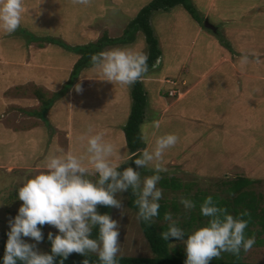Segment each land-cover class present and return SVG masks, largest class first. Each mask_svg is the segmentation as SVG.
<instances>
[{"label": "rangeland", "instance_id": "1", "mask_svg": "<svg viewBox=\"0 0 264 264\" xmlns=\"http://www.w3.org/2000/svg\"><path fill=\"white\" fill-rule=\"evenodd\" d=\"M150 1L23 0L20 26L12 33L0 29V77L8 78L0 80V91L14 79L19 85L0 93V129L6 133H0V254L4 252L3 241L10 231L9 221L23 203L18 199V189L27 179L47 171L44 168L47 156L65 157L70 150L75 155L82 146L86 150H78L76 156L87 168L84 178L93 183H98L99 173L91 164L90 156L82 154L89 153L91 136L100 135L102 143L118 144V149L105 157L115 167L128 160L130 154L123 126L131 107L129 84L106 80L93 65L82 70V78L74 81L80 86L79 91L88 93L85 102L75 103L74 107L69 105L60 113L61 105H67L68 100L60 98L54 102L51 96H57L55 92L61 90L60 96L67 90L65 85L78 59L75 47L95 43L104 33L111 39L121 37L128 23ZM189 2L195 18L181 6L153 12L149 18L160 57L141 77L147 100L140 126L142 140L145 150L150 152L155 149L159 136L174 133L178 140L164 151L160 160L139 166L152 174L138 173L135 187L141 194L145 178L157 174L156 164L160 165L161 179L157 187L162 196L158 202L166 200L178 208V212L170 213L168 221L175 222L182 230V236L171 245V249L181 252H186L188 236L211 221L199 215L198 208L204 199L207 196H212L213 202L227 199L223 182L239 176L254 180L250 189L263 196L264 204V0ZM228 21H232L227 23L232 30L244 31L246 36L241 38L247 41L257 38L261 43L256 50L260 54L257 69L242 73L219 63L223 58L244 55L238 52L236 42L224 37L223 27ZM48 39L60 41L62 45L49 44ZM115 48H132L147 54L140 31L131 43L107 46L102 52ZM42 64L46 66L44 70ZM66 66L68 71H64ZM53 68L57 73L52 72ZM43 74L50 79L43 85L46 90L36 84L37 77ZM88 76L92 78L88 80L89 90L83 89ZM179 86L183 92L191 88L183 98L181 91L175 89ZM175 91L177 96L173 95ZM34 93L42 97L44 104L54 102L47 116L38 118L43 129L28 133L31 126L28 118L24 121L26 132L14 134L2 129V125L11 127L2 121L13 120V112L18 108L19 113L26 108L28 117L38 115L35 111L41 110L43 102ZM22 94L31 100L30 105L21 101ZM60 100L61 104H57ZM154 121L159 122V127ZM167 182L178 184L179 189L164 186ZM114 198L120 202L119 207L110 206V218L117 222L119 233L116 256L151 257L138 215L127 206L126 190L117 191ZM183 199L193 201L195 206L185 207L181 203ZM40 227L41 242L30 237L22 239L35 244V250L46 253L51 249L48 233L53 237L60 233L48 224ZM259 238L263 243L253 244L250 250L244 251L243 261L264 264V235ZM89 252L99 255L98 251ZM223 253L219 256L224 257Z\"/></svg>", "mask_w": 264, "mask_h": 264}, {"label": "clouds", "instance_id": "2", "mask_svg": "<svg viewBox=\"0 0 264 264\" xmlns=\"http://www.w3.org/2000/svg\"><path fill=\"white\" fill-rule=\"evenodd\" d=\"M86 3L87 0H80ZM23 0H0V29L8 33L15 32L21 23ZM92 63L108 81L122 84H132L147 72V54L132 48H115L91 56ZM249 56L240 58L241 64H247ZM80 86L77 85V91ZM174 94L177 96L176 91ZM159 127V122H153ZM178 137L174 133L159 136L153 151L145 150L142 158H137L135 164L145 165L150 161L162 158L164 151L177 143ZM90 161L99 173L98 183L84 178L87 168L82 159L69 153L65 157L49 155L46 157L42 171L27 179L18 189V199L23 203L18 214L9 221L10 231L7 232L5 254L2 264H54V256L63 259L75 252L85 254L86 251H98L101 264H118L116 254L119 251L118 230L116 221L108 214H98L96 206L119 207V201L114 198L117 191L127 190L129 186L135 188L139 180L138 172L132 167L122 173L116 170L105 157L113 152L111 143H102L100 135H93L88 139ZM157 174L146 177L140 198L139 215L145 221L158 215L159 200L162 191L157 187L161 179V170L156 164ZM107 187H104L106 182ZM151 197V199H149ZM185 207H194V202L188 199L181 201ZM204 216L213 217L209 225L201 227L190 234L186 240L187 259L185 264H210L213 257H218L222 251L239 254L251 249L255 243L254 237H246L244 230L247 221L234 219L225 212L223 219L217 216L221 209L213 202L212 196H207L200 205ZM247 215V212L242 213ZM167 218V217H166ZM45 224L54 226L60 234L53 237L48 233L51 241V254L35 250L36 245L25 242L22 237H30L39 243L43 240L42 228ZM99 225V241L90 238L91 226ZM182 230L171 226L164 233V239L181 237ZM63 259L60 264H63ZM84 264H88L85 260Z\"/></svg>", "mask_w": 264, "mask_h": 264}, {"label": "trees", "instance_id": "3", "mask_svg": "<svg viewBox=\"0 0 264 264\" xmlns=\"http://www.w3.org/2000/svg\"><path fill=\"white\" fill-rule=\"evenodd\" d=\"M176 6H181L186 12H188L193 18H195V10L193 9L189 0H151L128 23L121 37L111 39L108 38L106 33H104L103 36L95 43L75 47L74 49L78 54V59L73 65L69 82L66 85V89H68L73 84L82 70L94 65L91 61V56L93 54L102 52V50L107 46L131 43L134 40L136 33L139 31L143 34L147 46L148 70L155 66V64L159 60L160 51L158 48V41L153 34V30L149 24V18L153 12L160 10L166 11ZM53 42H56V45H62L60 41L58 42L54 39H48L47 41V43L49 44H54ZM66 48L72 49L68 45H66ZM140 79H138L131 85V107L128 119L123 127L125 145L130 156L125 163L117 166L116 170L122 173L126 168L132 167L134 171L144 175H148L152 173H149V171L145 169L139 168V165L135 164V160L137 158H142L145 150V143L142 140L140 126L143 122V119L145 118L147 100L145 90L141 84ZM49 104L50 103L48 101L43 105L44 112L48 110ZM110 182L111 180L106 182L104 187H107V183ZM172 183L170 185L167 182V184H164V186L168 187V185H170L173 190L179 189L178 184ZM254 183V180H250L246 177L241 176L236 177L235 179L230 181H225L222 185L224 187L223 191L226 194L227 199L219 200L220 202L215 201L214 203L221 209V211L217 213V216L220 219H223L225 212H227L228 214H231L234 219L246 220L248 223L246 229L244 230L245 236H256L254 244L261 245L263 243V240L259 237L261 235H264V204H262L263 196L260 193H256L250 189V187L254 185ZM126 193L128 196L127 206L135 213H137L139 218L140 230L149 246L152 256H116L118 264H185V261L187 259L186 252H181L177 248L171 249V245L176 241L177 237L169 236L167 240L164 239V233L167 232L171 226L178 227L175 222L168 221L170 213L178 212V208L175 206V204L167 202L166 200L161 201L158 215L152 217L150 220L145 221L143 217L139 215L140 209L137 201L140 198V193L138 192V190L136 188H133L132 186H129L126 190ZM194 199L195 198H193V200ZM96 207L98 208V214H108L110 216V206L98 204ZM198 209L199 215L204 216L201 213L200 207ZM244 212H247V215H242V213ZM207 218L209 220L213 219V217L209 216H207ZM256 226H259L257 230H251V228H255ZM38 227H40V225H38ZM90 238L99 241L98 224L91 226ZM6 241L7 237H5L3 241L4 252L0 254V264H2V258L5 254ZM226 252L227 251H224L223 253L224 257H213L210 261V264H263L243 261V248H241L239 254H234L229 251L227 252L229 254H226ZM46 253L51 254V249ZM62 259L63 258L58 255L54 256V264H60ZM85 260L88 261V264H101L99 255L91 254L89 250L86 251L85 254H79L75 252L71 253L67 257V259H63V264H84ZM17 264H22V262L18 260Z\"/></svg>", "mask_w": 264, "mask_h": 264}, {"label": "crops", "instance_id": "4", "mask_svg": "<svg viewBox=\"0 0 264 264\" xmlns=\"http://www.w3.org/2000/svg\"><path fill=\"white\" fill-rule=\"evenodd\" d=\"M37 2H38V0H37ZM227 23H232V21H228V22H226V25H225V27H223V33H224V37H228L229 39H231V41H234V42H236L238 45V47H239V49H240V51L238 50V52L241 54H244V55H247V56H249V62L247 63V64H241L240 63V58H238V57H236V58H223L219 63H221L222 65L224 64H226V68L227 69H238L239 71H243V70H248V69H251V68H254V69H257V66L259 67V61H258V56H260V54H258V53H256V50H257V48L261 45V43L259 44L258 43V40H257V38H252L251 40H248L247 41V39L245 38V39H243V38H241V37H243V35L244 36H246L245 34H244V31L243 30H240V31H238V30H232L231 28H229L228 27V24ZM253 34H251V36H252ZM244 41V42H243ZM49 45V44H48ZM46 47V46H45ZM238 47H236L235 49L237 50V48ZM249 50H251V51H249ZM262 57V56H261ZM251 58V59H250ZM252 58L254 59V60H252ZM239 64V65H238ZM246 65H247V67H246ZM45 65L44 64H42V70H44L45 69ZM38 68V67H37ZM67 66H66V69L64 70V71H68L67 70ZM245 71H243L242 73H245ZM52 72L53 73H57V69L56 68H53V70H52ZM82 73V72H81ZM81 73L79 74V76H78V78L79 77H81L82 78V75H81ZM17 74H19V73H17ZM39 77V78H38ZM37 77V81H39V82H37L36 84H40L41 85V88L42 89H45L44 87H43V85H44V83H47L50 79H47V77L45 76V74H43L42 76H38ZM13 78V77H12ZM8 78H1L0 77V80H7ZM14 79V78H13ZM70 79V78H69ZM35 80V79H34ZM34 80H32L33 82H34ZM88 80H92V78L90 77L89 78V76L88 77H86V79L84 80V81H86V86L84 85V87H83V89H85V88H87L88 87V90L90 89L89 88V83L88 82H90V81H88ZM102 80H105L104 78L102 79ZM141 80V79H140ZM259 81H261V79H258ZM76 81V80H75ZM68 82H69V80H68ZM79 82H81V81H79ZM171 83V82H170ZM68 84V83H67ZM66 84V85H67ZM141 84H142V82H141ZM65 85V84H64ZM65 85V86H66ZM93 85V84H92ZM91 85V86H92ZM131 85L132 84H129V86L131 87ZM143 85V84H142ZM174 86V84H171V86ZM13 86H15V87H18L19 85H17V82H16V80L14 79L13 80V82H11V83H9L8 85H6V86H4V88H2L1 89V91H0V93L1 94H3V93H5V92H7L9 89H11ZM36 86H39V85H36ZM181 86H179V87H175V89H179L180 91H181V96H182V98L184 97V95L186 94V93H189L190 92V89H187L185 92H183L182 91V88H180ZM77 89V84H75V82H73V84L67 89V90H64V92H63V94H61L60 96H59V92L61 91V90H59V91H57V92H55V94L57 95V96H51V97H54V102L56 101V100H58V99H60L61 98V100L62 99H67L68 100V104L66 105V104H62L61 105V108H60V113H62L64 110L66 111V109H67V106H72V107H74L75 106V103H83V102H85V99L87 98V94L88 93H86V92H81V91H77L76 90ZM46 90V89H45ZM173 95H175L174 93H173ZM34 96L35 97H38L35 93H34ZM39 98V100L41 101V102H43L42 103V105H41V110L40 111H38V112H36L35 111V113H38V115L35 117L34 115H29V116H31V117H28L27 115H25L27 112H26V108L25 109H23V111L25 112H23V113H19L18 112V110H19V108L17 109V110H14V112H13V120H10V122L9 121H2V122H4V124L5 125H8V126H11V127H7V126H3L2 125V129H4V130H7V131H10V132H12V133H23V132H26L25 131V129H24V121H25V119H29V123L31 124V126H28V128L30 129V130H27V132L29 133V131H35L36 129H39V128H41V129H43V126H42V122H40V120L38 119V118H44V117H46L47 115V111L46 112H44L43 111V105H44V101H42L41 99H42V97H38ZM18 100V99H17ZM61 100L60 101H58V102H56L57 104H61ZM21 101H23L24 102V104L25 105H30L29 104V102L31 101H28V99L25 97V96H23V94H22V98H21ZM46 102H48V101H45V103ZM54 102H52V104L54 103ZM23 104V103H22ZM52 104H50L49 105V108L52 106ZM8 105V104H7ZM48 108V109H49ZM26 116V117H25ZM22 119V120H21ZM67 120V119H66ZM62 123V122H61ZM65 123H66V121H65ZM58 125H59V123H58ZM125 125V124H124ZM124 127V126H123ZM0 133H2V134H6L5 132H2V130L0 129ZM31 133V132H30ZM125 139V138H124ZM121 142H119V144H120ZM113 149H118V144L116 143L114 146H113ZM79 150V152H81V151H84V150H86V149H84L82 146L79 148V149H77L76 150V154L75 155H79L78 153H77V151ZM70 153L72 154V151L70 150ZM83 154V156H87V157H89V156H91V153H82ZM81 155V154H80Z\"/></svg>", "mask_w": 264, "mask_h": 264}]
</instances>
